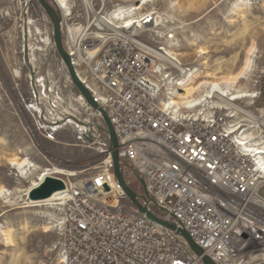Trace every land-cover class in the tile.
<instances>
[{"label":"built area","instance_id":"2783aa9c","mask_svg":"<svg viewBox=\"0 0 264 264\" xmlns=\"http://www.w3.org/2000/svg\"><path fill=\"white\" fill-rule=\"evenodd\" d=\"M103 1L100 8L86 3L81 11L71 4L65 13L52 2L62 16L64 47L113 124L125 184L138 195L146 191L148 197L139 198L142 205L186 230L203 254L176 230L142 214L128 197L114 174L100 112L80 94L83 121L81 113L75 117L61 109L59 100L45 103L46 89L37 91L32 83L38 119L49 137L74 124L80 139L98 140L104 157L100 170L77 182L56 176L65 189L47 205L58 214L54 225L60 232L55 246L60 264H205V256L215 264H261L264 160L255 157L244 133L253 128L248 123L257 121L254 112L238 101L222 104L220 96L228 97L221 92L191 107L178 106L173 98L184 92L179 79L190 68L167 58L168 44L157 46L140 36L152 22L158 26L156 11L126 20L135 12L131 4L107 12ZM168 39L177 42L172 33ZM50 44L66 70L53 39ZM131 177L142 178L145 188L140 181L141 186L133 187Z\"/></svg>","mask_w":264,"mask_h":264},{"label":"rangeland","instance_id":"374dc122","mask_svg":"<svg viewBox=\"0 0 264 264\" xmlns=\"http://www.w3.org/2000/svg\"><path fill=\"white\" fill-rule=\"evenodd\" d=\"M90 1L97 8L104 2ZM154 2L147 4L143 13L156 11L162 15L163 23L157 26L152 22L140 36L157 46H166L168 34H174L177 42L171 50L180 54L185 67L199 69L192 85L222 82L225 76L237 74L247 58L254 55L251 70L238 82V87L249 96L243 95L238 102L251 109L257 118L254 124L248 123L253 125L250 129L253 136L256 132L258 137H264V110H256L264 109V0ZM71 3L77 11L86 9L85 0H69ZM142 3V0H105V11L118 5ZM52 35L51 21L38 1L0 0V188L11 191L0 197V264H60L55 250L60 232L50 218L35 213L54 210L48 205L27 207L25 190L37 177L22 178L25 175L10 164L11 159L29 158L42 168L56 166L73 172L72 182L100 170L104 162L98 140L80 139L81 132L74 124L60 129L51 139L38 119L32 86L36 79L35 89H46L42 94L45 103L59 100L61 109L79 112L85 121L80 93L51 48ZM25 43L31 68L24 57ZM201 50L208 53L203 55ZM204 61L208 64L204 65ZM176 75L179 77L180 72ZM208 85L198 93L208 89ZM259 91L261 94L255 100ZM131 178L133 187L141 186L135 177ZM260 194L264 196V187ZM155 213L161 215L163 211L155 209Z\"/></svg>","mask_w":264,"mask_h":264},{"label":"bare ground","instance_id":"6f19581e","mask_svg":"<svg viewBox=\"0 0 264 264\" xmlns=\"http://www.w3.org/2000/svg\"><path fill=\"white\" fill-rule=\"evenodd\" d=\"M56 1V0H55ZM87 4L89 5H93L92 1L90 0H85ZM155 0H143L142 5H133L135 12L130 14L128 17H125L124 19H129L132 20L133 18L136 17H132L133 14H138L139 17L144 16L145 13H143L144 7L151 3H155ZM58 2V3H57ZM57 4L59 5V7L63 10V13L65 12H70L69 8L70 5L69 4V0H57ZM131 7V6H130ZM141 8V9H140ZM157 13V12H156ZM156 22L158 23V25H160L161 23H163V18L161 14L157 13L156 16ZM50 40H52V37L49 38ZM170 43V44H168ZM168 47H166L165 49L167 50V58H171V59H178L180 62H182L180 60V58L178 57V55H180L178 52H174L172 51V47L173 44H175V42L173 43L172 41H170L168 39ZM202 54H206L208 53L206 50H201ZM31 57V55H30ZM164 57H166L164 55ZM33 59V58H32ZM254 63V55L252 57H248L246 60V63L244 64L243 68L237 73V74H231V75H227L225 76V80L224 81H203L201 82L199 85H192L194 83V79L197 78L199 76V69H190L187 73L183 74V76L179 79L182 82V87L184 85H186V83H188L187 86H185V90L184 92L180 93V92H175V98H173V100H175V102L177 103L178 106H184L185 105H189L188 107H191L195 104H198L200 102L201 99L204 98V96L207 95H212V96H220L218 93L221 92L222 94H226L228 98H224L222 96H220L221 100L223 102H221L222 104H225L227 106L229 105H233V101H239V99H241V97H243V95H248L249 93L246 90L240 89L238 87V82L240 79H245L248 72L251 70L252 66ZM183 64V63H182ZM204 65L208 64L207 61L203 62ZM16 73H20L18 71H16ZM217 74V73H216ZM215 73L213 76L214 78L217 76ZM34 83H37V80H34ZM209 84V85H208ZM209 86L208 89L206 88V90H202L203 86ZM35 87V86H33ZM201 89V90H200ZM196 94L198 96H196ZM200 94V95H199ZM81 99L83 100V97H81ZM76 111H79V109H77ZM78 113L79 112H72L70 113L72 116L78 117ZM245 135L247 136V138H249L251 140V144L249 145L251 151L254 153L255 157H259L260 159L264 160V139H261V136H257L256 132H255V136H253L254 132H252V130L248 129L245 132ZM248 146V145H247ZM10 164L13 167H16L20 170V173H22L23 176L22 178L27 179V178H34L37 177V180H33V184L28 187L25 190V195H26V199L28 200L27 203V207H42L48 204L49 201L56 199V197L58 196L59 192L54 193L51 197L44 199V200H31L28 198L29 192L34 188L39 186L43 180L47 177V176H57V175H68V176H72L75 175V173L73 172H67L64 169H61L59 167H45L42 168L41 166L33 163L29 158H13L10 160ZM4 193H8L11 194V191H9L8 189L2 187L0 188V197L3 196ZM53 210V209H52ZM36 215H42V217L45 218H50L53 222L54 219L56 217H58V214L54 211H38L35 212ZM49 219V220H50Z\"/></svg>","mask_w":264,"mask_h":264},{"label":"water","instance_id":"95a60500","mask_svg":"<svg viewBox=\"0 0 264 264\" xmlns=\"http://www.w3.org/2000/svg\"><path fill=\"white\" fill-rule=\"evenodd\" d=\"M34 0H30V2H33ZM38 3L43 7L45 10L48 18L51 21L52 28H53V35L52 39L55 44V49L57 53L59 54L62 62L64 63L68 75L78 90V92L84 97V99L87 101V104L93 108L94 110H97L101 113V116L103 118L104 126H101V128L106 131L110 137V149L112 150V160H113V170L114 174L117 177L120 184L123 186L126 194L131 199V201L134 203V205L138 208V210L145 214L149 219L160 223L162 225H166L169 228L176 230L179 234L184 236L192 246V248L197 252L198 254L202 255L203 250L192 240L190 235L187 233L186 230L178 228L176 225L172 223H167L159 218H157L151 211H149L148 207L145 205H142L139 198L146 199L148 197L147 192L145 191L144 195H138L131 187L127 186L125 184V180L123 177V168L120 164V157H119V141L118 137L116 135V132L114 130L113 124L111 123L107 112L94 100L92 97L90 91L87 89V87L84 85V83L79 78L75 67L72 64L71 57L67 53L64 43H63V33H62V16L59 11H57L54 6L52 5V2L54 0H36ZM24 57L26 62H28L30 68L31 65L29 63V56H28V45L25 43L24 46ZM75 122L78 124H82L81 121L77 120L76 118H73ZM139 181L142 184L143 188H145V183L142 178L139 177ZM65 189V183L64 181L56 176H47L43 182L37 186L34 187L28 195V198L31 200H44L49 197H51L54 193L64 190ZM205 264H215L209 257H204ZM261 264H264L262 262Z\"/></svg>","mask_w":264,"mask_h":264}]
</instances>
